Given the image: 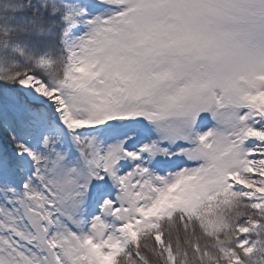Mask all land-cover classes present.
<instances>
[{"label":"snow or ice","instance_id":"1","mask_svg":"<svg viewBox=\"0 0 264 264\" xmlns=\"http://www.w3.org/2000/svg\"><path fill=\"white\" fill-rule=\"evenodd\" d=\"M0 264H264V0H0Z\"/></svg>","mask_w":264,"mask_h":264}]
</instances>
